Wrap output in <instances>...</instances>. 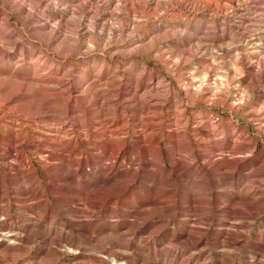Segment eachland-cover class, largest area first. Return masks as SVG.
<instances>
[{
  "label": "rangeland",
  "instance_id": "rangeland-1",
  "mask_svg": "<svg viewBox=\"0 0 264 264\" xmlns=\"http://www.w3.org/2000/svg\"><path fill=\"white\" fill-rule=\"evenodd\" d=\"M0 235L3 264H264V0H0Z\"/></svg>",
  "mask_w": 264,
  "mask_h": 264
},
{
  "label": "bare ground",
  "instance_id": "bare-ground-1",
  "mask_svg": "<svg viewBox=\"0 0 264 264\" xmlns=\"http://www.w3.org/2000/svg\"><path fill=\"white\" fill-rule=\"evenodd\" d=\"M1 236V235H0ZM1 239V238H0ZM4 239V238H3ZM6 239V238H5ZM2 240V239H1ZM0 240V241H1ZM16 240H18V239H16ZM5 241V240H4ZM12 241V240H11ZM14 241V240H13ZM234 245H236L235 243H234ZM193 246V245H192ZM11 248V247H10ZM80 250V249H79ZM78 251V250H77ZM79 252V251H78ZM76 254V253H75ZM126 258V257H125ZM129 258V257H128ZM78 259V258H77ZM0 264H3V263H1L0 262ZM77 264V263H76ZM125 264H136L133 260H131V258H129L127 261H126V263Z\"/></svg>",
  "mask_w": 264,
  "mask_h": 264
}]
</instances>
